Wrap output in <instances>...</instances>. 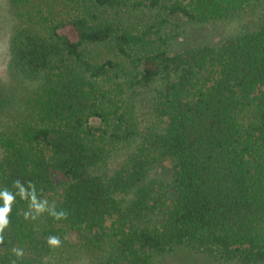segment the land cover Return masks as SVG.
<instances>
[{"label": "trees", "instance_id": "obj_1", "mask_svg": "<svg viewBox=\"0 0 264 264\" xmlns=\"http://www.w3.org/2000/svg\"><path fill=\"white\" fill-rule=\"evenodd\" d=\"M263 3L9 0V68L35 85L22 108L0 84V264H35L69 232L100 264L178 248L263 264L264 15L225 39L183 37ZM100 46L111 57H92ZM165 160L169 177L152 176Z\"/></svg>", "mask_w": 264, "mask_h": 264}, {"label": "rangeland", "instance_id": "obj_2", "mask_svg": "<svg viewBox=\"0 0 264 264\" xmlns=\"http://www.w3.org/2000/svg\"><path fill=\"white\" fill-rule=\"evenodd\" d=\"M264 15V3L251 11L245 12L229 21L212 23L201 26H191L186 31L184 30L183 37L187 40V43H197L208 40H219L228 38L240 31L246 29H253L256 27L261 17ZM135 17L130 11L126 13V22L129 25L138 27L143 23L144 17ZM18 20L14 15V12L9 4V0H0V84L4 85L5 88H12L16 99L17 105L24 108L27 105V101L30 98L34 83H30L28 80L17 81L15 80L16 75L10 71V38L18 26ZM181 26V25H180ZM188 25L175 28V30L183 29ZM92 57H96L98 60L111 57L109 51L104 46L91 47L90 48ZM146 112V110L144 111ZM140 114V113H139ZM141 122L148 124L150 120L149 116H140ZM242 122L246 123L244 119ZM90 124L98 126L100 122L97 119H91ZM150 124V123H149ZM148 124V125H149ZM119 158L114 159V165H110L108 168L112 169L117 164L122 162L121 160L125 157L124 153L120 154ZM106 168V170L108 169ZM152 176H159L167 178L170 175V163L165 160L158 163L152 169ZM43 210L40 206L35 208L34 211L29 212L31 214L38 215L42 214ZM53 241V240H52ZM44 247L39 246L38 250L34 252L33 256L30 255L29 260L35 258V264H100V259L97 256L92 255L86 250L78 235L74 232H69L64 235L60 240H56L57 243H52ZM100 258V255H98ZM32 264V263H31ZM154 264H245L240 262H225L218 260L217 258L206 255L202 252L193 251L185 248H178L172 252L159 255L155 258ZM264 264V263H263Z\"/></svg>", "mask_w": 264, "mask_h": 264}, {"label": "clouds", "instance_id": "obj_3", "mask_svg": "<svg viewBox=\"0 0 264 264\" xmlns=\"http://www.w3.org/2000/svg\"><path fill=\"white\" fill-rule=\"evenodd\" d=\"M7 211H8V208H4L2 211H0V226H2L4 223H6V221L4 220V215ZM52 243H57V241L53 240Z\"/></svg>", "mask_w": 264, "mask_h": 264}]
</instances>
